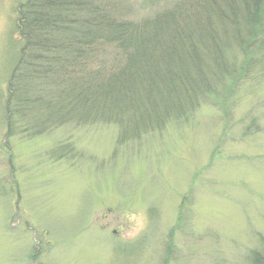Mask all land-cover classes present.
Returning a JSON list of instances; mask_svg holds the SVG:
<instances>
[{"label": "rangeland", "instance_id": "1", "mask_svg": "<svg viewBox=\"0 0 264 264\" xmlns=\"http://www.w3.org/2000/svg\"><path fill=\"white\" fill-rule=\"evenodd\" d=\"M22 2L0 0V264H249L264 236V76L130 142L113 123L6 113Z\"/></svg>", "mask_w": 264, "mask_h": 264}, {"label": "trees", "instance_id": "2", "mask_svg": "<svg viewBox=\"0 0 264 264\" xmlns=\"http://www.w3.org/2000/svg\"><path fill=\"white\" fill-rule=\"evenodd\" d=\"M127 2L20 3L5 112L113 123L130 142L203 104L228 107L230 92L264 76V0H142L131 18ZM249 264H264V236Z\"/></svg>", "mask_w": 264, "mask_h": 264}]
</instances>
